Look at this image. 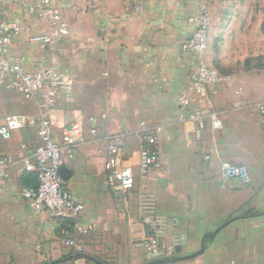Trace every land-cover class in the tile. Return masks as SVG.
<instances>
[{"label":"crops","instance_id":"crops-1","mask_svg":"<svg viewBox=\"0 0 264 264\" xmlns=\"http://www.w3.org/2000/svg\"><path fill=\"white\" fill-rule=\"evenodd\" d=\"M52 2L70 26V35L54 52L32 41L51 31L45 20L29 13L38 0L1 2L0 18L24 29L6 58L21 59L29 72L54 68L73 77L72 97L61 93L50 119L58 143L63 129L76 122L83 125L75 158L65 157L62 166L72 171L65 186L83 206L78 222L93 225L95 231L78 235L69 228V220L36 210L24 198L31 183L25 178L35 176L25 171L24 159L40 143L36 128L28 122L9 140L0 137V156L13 157L9 177L1 186L0 264L65 259L76 254L65 245L67 239H74L83 253L104 264H147L140 246L146 234L138 210L141 190L157 195L161 214L179 219V231L187 237L183 255L196 253L205 243L203 255L179 264H264V153L260 121L253 115L256 105L264 102V68L244 70L238 60H224L225 53L214 51L215 23L210 48L201 59L182 50L194 31L191 18L203 6L212 15L217 12L213 0ZM202 64L230 79L218 85L212 97L211 111L220 118L222 129H214L207 118L203 137L197 140L190 116L202 104L190 79ZM235 65L240 69L233 72ZM182 96L191 100L184 114L178 109ZM44 111L38 97L25 99L17 91L0 89V127L8 116L32 121ZM103 114L106 118H99L93 136L88 120ZM142 122L157 129L163 165L145 180L138 179L134 190H116L109 186L104 170L108 140L123 136L122 164L138 174ZM211 150V159L205 160ZM222 162L245 165L251 182L224 179ZM231 219L236 220L214 241L206 239ZM61 264L95 263L83 259Z\"/></svg>","mask_w":264,"mask_h":264},{"label":"built area","instance_id":"built-area-1","mask_svg":"<svg viewBox=\"0 0 264 264\" xmlns=\"http://www.w3.org/2000/svg\"><path fill=\"white\" fill-rule=\"evenodd\" d=\"M3 0H0V4ZM31 15H36L45 20L51 31L48 34L32 38L44 50L54 52L56 45L70 35V26L63 13L53 4L52 0H38V3L29 8ZM194 31L190 39L183 44L182 50L201 59L211 45L212 15L205 6L191 18ZM24 29L15 22L4 21L0 18V89L17 91L25 99L38 97L44 104V113L36 116L32 121L26 117L8 116L0 127V137L9 140L12 133L24 128L31 122L39 135L40 143L31 157L24 159V168L27 172L36 175L37 184L25 189L23 196L36 210H47L52 216L67 219L73 223L69 228L78 235L88 236L95 229L93 225H82L78 222L83 212V206L65 186V181L60 174L64 158L74 159L75 148L79 139L83 136L84 129L80 122L74 123L70 128L62 131V141L58 143L53 136V128L50 113L57 105L61 93L72 97L74 79L66 72L54 68H47L37 72H29L21 59L6 58V52L13 42L19 38ZM230 77L224 76L216 68L204 64L198 66L191 75L190 86L200 100L202 107L194 110L190 119L195 122V137L201 140L206 129V119L212 121L214 129H222L223 125L216 113L212 112V97L217 94L216 87L228 82ZM191 100L182 96L178 101V109L181 114L188 111ZM238 107V104H235ZM253 115L257 116L261 128V149L264 153V102L254 108ZM99 118H89L91 134L97 135L96 125ZM142 144L140 149V165L138 174L127 169L122 164V135L109 138L107 143V156L104 165L106 180L112 188L128 192L136 188L138 179L145 180L149 174L162 167V158L158 146V132L154 127L141 123ZM211 150L205 160H210ZM13 163L10 155L0 156V197L1 186L9 177L8 168ZM221 175L224 179H237L242 184L251 182L248 168L242 164L222 162L220 164ZM138 210L140 220L145 227L146 234L140 241V246L145 250L148 262L158 259H171L177 256L176 249L187 244L186 235L179 231L180 221L175 217H169L158 211V198L155 193L139 191ZM64 236L69 230H63ZM65 245L73 248L76 254L83 253L74 239H67ZM179 264V263H177ZM226 264H239L230 261Z\"/></svg>","mask_w":264,"mask_h":264},{"label":"rangeland","instance_id":"rangeland-1","mask_svg":"<svg viewBox=\"0 0 264 264\" xmlns=\"http://www.w3.org/2000/svg\"><path fill=\"white\" fill-rule=\"evenodd\" d=\"M212 4L217 9L215 15L211 13L216 25L214 51L225 53L224 60H238L244 70L263 69L264 0H213ZM235 67L233 72L240 69Z\"/></svg>","mask_w":264,"mask_h":264},{"label":"water","instance_id":"water-1","mask_svg":"<svg viewBox=\"0 0 264 264\" xmlns=\"http://www.w3.org/2000/svg\"><path fill=\"white\" fill-rule=\"evenodd\" d=\"M60 174L64 180H67L70 178L72 171H70L66 166H61ZM234 220H236V219L228 220L227 222L220 225V227H218L215 231L208 234L206 239L210 240V241H214L216 236L224 228H226L229 224H231ZM205 252H206L205 243H203V246L199 251H197L196 253L190 254V255H183V249L181 247H178L176 249V253H177L176 257L171 258V259H158V260L151 261L147 264H177V263H181V262H187V261H191V260L203 255ZM83 259L91 261L95 264H104L103 262L97 260L95 257L90 256V255L85 254V253L75 254V255H72V256L67 257L65 259L59 260V261H53V262L44 263V264H61L63 262H67V261H75V260H83Z\"/></svg>","mask_w":264,"mask_h":264},{"label":"trees","instance_id":"trees-1","mask_svg":"<svg viewBox=\"0 0 264 264\" xmlns=\"http://www.w3.org/2000/svg\"><path fill=\"white\" fill-rule=\"evenodd\" d=\"M262 31L264 32V22H263V24H262ZM25 180H26V182H31L30 184H29V187H34V186H36V184H37V181H36V175L34 176L33 174H29V175H27V178H25ZM67 223L68 224H71V228H72V226H73V223L72 222H70V221H67Z\"/></svg>","mask_w":264,"mask_h":264}]
</instances>
